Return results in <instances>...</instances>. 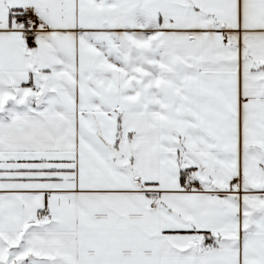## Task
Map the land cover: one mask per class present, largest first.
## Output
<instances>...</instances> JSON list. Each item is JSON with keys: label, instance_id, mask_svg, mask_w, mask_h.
Listing matches in <instances>:
<instances>
[{"label": "snow or ice", "instance_id": "snow-or-ice-1", "mask_svg": "<svg viewBox=\"0 0 264 264\" xmlns=\"http://www.w3.org/2000/svg\"><path fill=\"white\" fill-rule=\"evenodd\" d=\"M0 264H264V0H0Z\"/></svg>", "mask_w": 264, "mask_h": 264}]
</instances>
